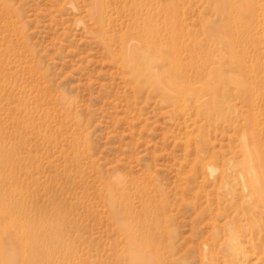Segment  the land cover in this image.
Returning a JSON list of instances; mask_svg holds the SVG:
<instances>
[{
  "label": "rangeland",
  "instance_id": "rangeland-1",
  "mask_svg": "<svg viewBox=\"0 0 264 264\" xmlns=\"http://www.w3.org/2000/svg\"><path fill=\"white\" fill-rule=\"evenodd\" d=\"M0 264H264V0H0Z\"/></svg>",
  "mask_w": 264,
  "mask_h": 264
},
{
  "label": "bare ground",
  "instance_id": "bare-ground-1",
  "mask_svg": "<svg viewBox=\"0 0 264 264\" xmlns=\"http://www.w3.org/2000/svg\"><path fill=\"white\" fill-rule=\"evenodd\" d=\"M160 87L162 88L161 90L164 92H166L167 94H171V93H173L174 92V90H173V92H172V89H175V88H169L168 86H165V84L164 83H160ZM174 85V84H173ZM177 86V85H176ZM176 92H175V95H176V97H178V98H182V95L184 94V89H183V87H181V88H178V89H176L175 90ZM172 102V101H171Z\"/></svg>",
  "mask_w": 264,
  "mask_h": 264
}]
</instances>
